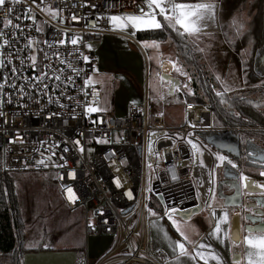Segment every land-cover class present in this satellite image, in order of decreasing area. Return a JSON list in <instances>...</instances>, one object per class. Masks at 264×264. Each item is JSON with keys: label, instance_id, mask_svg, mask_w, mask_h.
Instances as JSON below:
<instances>
[{"label": "built area", "instance_id": "obj_1", "mask_svg": "<svg viewBox=\"0 0 264 264\" xmlns=\"http://www.w3.org/2000/svg\"><path fill=\"white\" fill-rule=\"evenodd\" d=\"M49 7L57 10L55 19ZM140 8L147 10L145 0H36L35 4L19 0L14 5L8 0L0 7V21L11 19L20 25L16 29L0 23L4 33L0 57L5 63L0 67L3 169L9 173L52 169L65 206L84 211L87 232L116 239V245L98 262L81 256L76 264H169V255L150 245L151 198H162V214L170 207H196L200 203L193 179L197 163L187 140L194 133L225 130L216 125L208 105L187 101L181 123L168 125L164 108L155 109L150 102L148 87L142 107L130 106L125 116L100 107V85L91 79L84 83L97 61L93 46L111 33L119 34L108 23L111 15L136 14ZM31 15L34 21L25 18ZM73 15L78 19L72 20ZM65 32L68 41L79 37L78 44H58ZM4 39L10 43L4 45ZM33 53L35 68L29 59ZM41 72L47 78L35 81ZM88 107L99 111L88 112ZM45 157L48 166L37 165ZM68 187L76 194L74 202L67 198ZM128 191L132 198L125 195Z\"/></svg>", "mask_w": 264, "mask_h": 264}, {"label": "rangeland", "instance_id": "obj_2", "mask_svg": "<svg viewBox=\"0 0 264 264\" xmlns=\"http://www.w3.org/2000/svg\"><path fill=\"white\" fill-rule=\"evenodd\" d=\"M252 1L247 0L233 14H225V22L229 20L234 25L233 21L235 20L236 24L242 25V27H239L240 32L247 30L251 25L253 16L250 10ZM125 31L130 32L129 30ZM200 39L201 44L195 40L197 42L195 44H197L199 49H202L200 51L202 53L204 51L209 56L213 55L215 57L216 63L219 65V68L217 67L218 70H226L230 59L228 52H232L230 46L225 41H212L215 39L210 33L203 34ZM203 40L206 41L204 44ZM93 49L97 61L91 75V80L101 87L103 100L100 107L119 116L126 115L130 106L142 107L143 94L134 88L141 83V68L146 73L142 83L145 85L147 78L149 81L150 102L154 106L160 107L159 109L163 107H161L159 99L160 88L156 77L160 58L166 57L168 60H173L186 71L185 66L180 62V51L170 40L159 42L158 48H149L145 47L142 43L139 46L130 38L112 35L106 44H96L93 46ZM227 49L229 50L228 52H226ZM168 60L164 62V66L162 67V70L167 73L172 68L167 63ZM204 62L207 68L214 72L205 59ZM235 67L237 68L236 62ZM109 68H112V70ZM118 69L122 70L119 72ZM232 73H234L233 70L228 71V75L230 74L231 77L230 79L228 76V86L238 87L239 84L234 83L236 76ZM235 73H238L237 69H235ZM188 77L190 76L188 75ZM241 79H243L241 88H245L244 78L240 73L238 81ZM189 80V84H191V79ZM230 80L233 81L230 83ZM186 90L182 88V91L177 92L176 96L167 97L163 108L168 125L175 126L181 123L182 104L186 101V97H181V94L187 92ZM190 139L200 147V153L198 155L194 154L198 171L209 167L211 161H217V154L226 156L223 152L213 148L200 133L192 134ZM201 160H203V164L200 163ZM10 175L15 181L24 224V248L36 251L40 245L45 249L53 250H65L68 247H76L78 251L88 248L93 254L100 251L104 254L116 245V239L109 246L107 240L102 235L87 232L84 211L82 209L71 211L65 206L59 197L55 172L52 169H25L12 171ZM193 177L195 185L198 187L199 181L196 173ZM152 210L157 215L164 216L162 212H158L155 209ZM150 216L152 218L155 215ZM167 223L172 229L171 223ZM81 255L84 256L82 253Z\"/></svg>", "mask_w": 264, "mask_h": 264}, {"label": "trees", "instance_id": "obj_3", "mask_svg": "<svg viewBox=\"0 0 264 264\" xmlns=\"http://www.w3.org/2000/svg\"><path fill=\"white\" fill-rule=\"evenodd\" d=\"M212 1L220 3L221 30L226 43L242 59L245 88L233 93L224 92L214 73L207 68L199 47L187 35H178L176 31L165 27L162 30L138 31L135 38L138 41H172L181 53V64L191 77L192 93H184L186 101L205 103L213 110L214 121L218 127L231 129L238 134L240 156L229 155L238 167L232 169L225 164L218 169L217 194L223 199L225 195L235 191L231 187L233 178L225 175L226 171L234 175L244 172L248 176L264 179L259 175L264 168V162L255 158L256 154L264 153V0L251 2V25L241 32L229 20L225 22L224 15L233 14L247 0ZM218 91L223 93L226 103H221L222 98L216 95ZM254 104L258 106L254 107ZM237 113L239 115H236ZM212 133L214 132H200L203 138ZM151 205L156 211L163 212L158 199L152 197ZM23 243L24 224L15 181L10 173L3 169L0 155V264H23L24 254L30 251L24 248ZM44 249L40 245L37 251ZM80 252L85 255L84 249L77 250L78 257L82 256Z\"/></svg>", "mask_w": 264, "mask_h": 264}, {"label": "snow or ice", "instance_id": "obj_4", "mask_svg": "<svg viewBox=\"0 0 264 264\" xmlns=\"http://www.w3.org/2000/svg\"><path fill=\"white\" fill-rule=\"evenodd\" d=\"M7 2L8 0H0V7L5 6ZM18 2L19 0H11V3L13 5ZM32 3L35 4L36 0H32ZM145 4L147 10H145V8H140L139 13L136 14L111 15L108 19V23L112 26L113 30L125 31L131 28L133 30V34L138 31L162 30L165 27H168L171 30L176 31L178 35H187L190 38L195 37L198 39L199 35L201 34L202 27L205 25V22L215 17L216 5L212 2V0H195V2H176V0H145ZM8 11L9 13H11L14 11V9L10 7ZM47 11L54 19L58 15L57 10L52 9L51 7H49ZM158 17H162L164 23H162L161 20L158 19ZM25 18L31 19L33 21L35 20L34 15L27 16ZM77 19L78 18L76 16H72V20ZM0 23H3L4 27H13L16 29H19L20 27L19 24H13L11 19H5L3 21H0ZM233 24L237 26L238 30L239 27H242V25H237L235 20L233 21ZM37 31H39L38 28ZM3 35L4 33L0 31V38H2ZM64 36V39H59L57 41L58 44L65 45L66 43H70L71 45L75 46L78 44L80 39L79 37H75L72 40L68 41L66 40V32L64 33ZM9 43L10 42L8 39L3 40L4 45H8ZM29 43H32L31 38H29ZM45 43H47V41H45ZM141 43L144 44L145 47H159V42L157 41H144ZM86 46L91 47V45ZM200 50L202 51V49ZM56 55L58 56L59 54L57 53ZM45 58H47L46 53ZM29 59L32 62V66L35 68L37 59L36 55L34 53L31 54ZM87 59L88 57H84V60ZM61 62L63 63V61ZM8 63L10 64L11 61L9 60ZM159 63L161 67L164 66L163 61H160ZM167 63L170 64L172 68L175 69L177 72H180L182 75L187 76V73L182 72V69L178 67L175 61L168 60ZM69 66L71 67V65ZM0 67H5L3 57H0ZM11 71L13 74H15L16 68L13 67ZM73 71L75 72L77 70L73 69ZM42 78H47V74L41 72L39 76L34 77V80L42 81ZM55 79L59 80L60 77L56 76ZM90 79L91 78L89 77L85 80V85L89 83ZM160 79L161 81H163L165 77L160 76ZM188 79H191V77H188ZM217 79H219V77H217ZM221 83L223 84L224 92L231 90L230 87L227 84H224L223 81H221ZM168 84L171 86L169 89L170 91L173 89L177 91L179 90L180 86L174 83L173 81L169 80ZM3 86V84H0V88H3ZM43 87L47 88L48 86L44 85ZM184 87L187 88L188 86L185 84ZM188 92L191 93L190 88H188ZM216 95L222 98L221 103H226V101L223 99L222 92L218 91L216 92ZM159 98L163 99L164 97L161 94ZM253 106L256 107L258 105L254 104ZM87 111L96 112L99 111V109L95 107H88ZM3 115L4 113L0 112V116ZM236 115L239 114L237 113ZM76 143L78 144L79 141H76ZM187 143L191 145L194 154L198 155L200 153V147L197 145V143H195L191 139L187 140ZM80 150L83 151V148L81 147ZM249 155H251V153H249ZM261 158L264 159V157ZM45 159L49 158H42L41 160L36 162L37 165H44L45 167H47L48 164L45 163ZM217 162L220 166L226 164L232 169H236L238 167L237 164L233 162V160L229 159L227 156H224L222 154H217ZM200 163L203 164V160H201ZM151 167L152 165L149 164V168ZM69 175L71 176L72 173L70 172ZM225 175L233 178V183L231 187L236 190L237 195H239L242 190L248 189L250 186L249 177L244 172H239L238 175H234L232 172L226 171ZM259 175L264 177V169L259 172ZM172 179H176L175 172H173L172 174ZM116 185L117 187L120 186V181L118 179L116 180ZM258 187L264 190V184L258 185ZM66 191L68 194V200L74 202L77 197L73 189L71 187H68ZM125 195H127L129 198H132L131 191L126 192ZM208 197L211 201H214L216 199L217 193L215 187H210ZM255 203L257 206L255 208H248L247 205L245 206L246 208H248V214L244 217V219L251 220L252 225L246 226L245 231L247 232V234L242 237V242L245 245L244 252H234L233 264H264V211H261V209H264V202L256 201ZM207 206L209 208L212 207L210 203ZM178 212H182L187 218V220H191V215H189L187 211L183 209L170 207L164 210V216L167 217V219L171 222L172 225L176 226V231L181 237L180 240H176L170 244V247L173 248V251L177 253V259L179 257H190L193 261L203 262V264H212V262H215V264H223L222 258L215 252L211 251L210 246H206L203 243L194 244V242L189 239V237L185 234V231L182 230V227L178 224L175 219H173V216ZM148 213L149 215H156V213L152 209H148ZM211 214L213 217L218 216V218L214 220L212 235H214L217 239H221L222 237L224 240H230L234 248L239 247V244L241 243L240 230L236 229L231 234L227 230L229 225V211L227 207L221 206L219 215L215 209H212ZM165 237L167 238L166 231ZM187 245H193L194 254L190 253Z\"/></svg>", "mask_w": 264, "mask_h": 264}, {"label": "crops", "instance_id": "obj_5", "mask_svg": "<svg viewBox=\"0 0 264 264\" xmlns=\"http://www.w3.org/2000/svg\"><path fill=\"white\" fill-rule=\"evenodd\" d=\"M176 2H192V1H178V0H176ZM212 2L216 5L215 17L213 19H209L205 22V25L202 27V31H201V34L199 35L198 39L195 37H191V38L189 37L194 43L197 41L201 44L200 37L205 33H207V34L210 33V35L214 36L215 40H212V41H219V42L225 41L224 36L222 34V30H221L222 14L220 11L221 10L220 3L217 1H212ZM158 19H160L161 22L163 23L162 17H158ZM111 30L113 32H119V34L111 33V34L107 35L105 37L104 41L102 43H100L101 45L106 44L107 41L110 39V36H112V35L130 38L135 43H137L139 46H141V42H144V41L152 42L150 40L138 41L135 38L136 32H135V34H133V30L131 28L128 29L130 32H127V31L113 30L112 26H111ZM205 42L206 41L203 40V44ZM225 43H226V41H225ZM149 48H152V47H149ZM218 48L221 49L220 46H218ZM228 51L229 50L227 49L226 52H228ZM144 53H145V51H144ZM94 54H95V52H94ZM202 54H203V56L205 55L204 59L206 60L207 64H209L212 67V69L214 70V72L213 71L212 72L214 73L215 77L216 78L219 77L218 81H219V83L223 89H224V87H223V84H221V81H225L224 84H227V85L229 84L227 81L228 76L230 77V74L228 75L229 70L234 71V73H232V74H235V76H236V78H234L235 79L234 83H238L239 85H238V87L231 86L230 87L231 90L227 91V92H234V91H238V90L242 89L241 88L242 87L241 82L243 84V79L238 81V76H240V73L243 76L242 61H241L240 56L237 53H235L233 50H232V52H228L230 59H229V64L226 66V70H222V69L218 70L217 69V67L219 68V65L216 63V59L213 55L209 56L204 51ZM166 60H168V59H166V57H162V59L160 58V60L158 61V73L156 75V77L159 81L158 82L159 88H160L159 93H160V95L162 94L164 97L163 99L159 98L161 101V107H162V101H163V107L165 106V101H166L167 97L176 96L177 92L182 91V88L187 89L186 90L187 93H189L188 88L191 89L190 84H189L190 80L188 79V75L187 76L182 75L180 72H177L173 68H171L170 74L172 76H174V78H175L174 83H176L180 86L179 90L177 91V90L173 89L170 91L169 89L171 86L168 84L169 80L164 79L163 81H161L160 76H163V70H162V67L160 66L159 62L160 61L165 62ZM233 61H234V63H233ZM235 62L237 63V68L235 67ZM177 65H178V67H180L182 69V72L186 73V71L183 70L181 65H179V64H177ZM109 69L112 70V68H109ZM235 69H237L238 73H235ZM120 70H122V69H118L119 72H120ZM140 75H141V79H140L141 83L136 85L134 88L137 89V91H139V93L141 92L144 96V92H145L146 88L148 87V97L150 100L149 81L147 78L146 84L144 85V83H142L144 76H146V73L143 71L142 68L140 70ZM181 75L184 77H182ZM230 79H231V77H230ZM232 81L233 80H230L229 82L231 83ZM185 84L188 86L187 88L184 87ZM191 93H192V91H191ZM181 95H182L181 97L185 98V96H184L185 94L182 93ZM143 96H142V98H143ZM142 100H144V99H142ZM154 108L159 109L160 107L155 105ZM123 116H125V115L123 114ZM224 154L228 158H230L228 154H226V153H224ZM209 167L202 168L200 171H198V169H197L198 167L196 166V168L193 172V176H195V173H196L197 179L199 181L197 191L199 193L198 198H199L200 204H202L201 211L193 214L191 216L192 217L191 220H187L185 218L180 217L178 215V213L173 216V219H175L178 222V224L182 227V230L185 231V234L189 237V239L191 241L194 242V244L203 243L206 246H210V250L215 252L216 254H218L222 258L223 264H233L234 252H241V253L244 252L245 245L242 242V237L244 235H246L247 232L245 231V229L242 230L241 243L239 244V247H236V248L233 247L232 242L230 240H224L222 237H221V239H217L214 235H212V228L214 225V220L216 218H218V216L213 217L211 212H212V209H215L219 215L221 206L227 207V209L229 211V225H228L227 230L231 234L232 233V218H233L234 214H236V213L243 214V210H242V208L237 207V206L227 205L224 199L218 197V194H217V197L214 201H211L209 199L208 192H209L210 187H215V190L217 193L218 169H219L220 165H218V162L216 160H214V161H211ZM248 177H249V179H254V182L252 184H250L248 189H244L242 191L243 196H244V200H247L246 198H248L249 196H253L254 192H257L258 189L262 191V194H264V190H262L260 187H258V185L264 184V179H257V178L251 177V176H248ZM209 203L212 206L211 208H209L207 206ZM75 211H77V210H75ZM167 222H170L167 219V217H164V216L162 217V216H159L157 214L151 218V222H150V226H151L150 227V245H151L152 249H154L156 251H158V250L165 251L169 255V258H170L169 264H203V262L193 261L190 257H179L177 259V253L173 251V248L170 247V244L176 240H180L181 237L178 234V232L176 231V226L171 224L173 230H175L177 234L169 227ZM165 231L167 232V238L165 237ZM103 237L105 238V240H107L109 246L111 245V243L113 241H115V239L113 237H110V236H103ZM187 247H188L190 253L194 254L193 245H187ZM66 249H74L77 251L76 247H68ZM205 250H208V249H205ZM108 252L103 254L102 251H100V252L93 254L87 248L85 250L84 256H88L94 263H96L99 260H101L106 254H108ZM212 264H215V262H212Z\"/></svg>", "mask_w": 264, "mask_h": 264}, {"label": "water", "instance_id": "obj_6", "mask_svg": "<svg viewBox=\"0 0 264 264\" xmlns=\"http://www.w3.org/2000/svg\"><path fill=\"white\" fill-rule=\"evenodd\" d=\"M262 60H264V58ZM163 76L165 77V79L174 82V76L169 74H164ZM206 141L214 148L223 153L234 157L240 156V139L238 134L234 133L231 129H225L223 131L212 133L211 135L206 137ZM261 157H264V154L258 157V160L264 162V159H262ZM253 182L254 179H249V185ZM242 191L239 195H237L235 190L232 194H228L223 197L227 205L237 206L245 211L243 212V214H234L232 218V232L236 229H239L240 234L242 233L243 229H246V226L252 225L251 220L244 219V217L248 214V208L257 207L255 203L256 201L264 202V194H262L261 190L258 189L257 192H254L253 196H249L248 198H246L247 200H244ZM159 200L162 202L161 197H159ZM246 205L248 206V208L245 207ZM201 209L202 204L199 203L196 207L187 209L185 211H187V213L192 216L193 214L201 211ZM261 211H264V209H261ZM178 215L182 218L187 219L182 212H178ZM77 258L78 253L74 249H44L40 251L36 250L26 252L23 256V264H76Z\"/></svg>", "mask_w": 264, "mask_h": 264}, {"label": "flooded vegetation", "instance_id": "obj_7", "mask_svg": "<svg viewBox=\"0 0 264 264\" xmlns=\"http://www.w3.org/2000/svg\"><path fill=\"white\" fill-rule=\"evenodd\" d=\"M205 139H206V138H205ZM263 154H264L263 152H260V153L256 154V155H255L256 160H258V157H259V156H262ZM258 161H260V160H258ZM260 162H262V161H260ZM243 212H245V211L243 210Z\"/></svg>", "mask_w": 264, "mask_h": 264}]
</instances>
